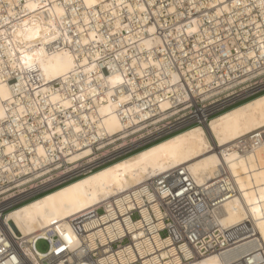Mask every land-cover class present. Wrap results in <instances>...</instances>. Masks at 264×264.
Returning a JSON list of instances; mask_svg holds the SVG:
<instances>
[{
	"label": "built area",
	"instance_id": "built-area-1",
	"mask_svg": "<svg viewBox=\"0 0 264 264\" xmlns=\"http://www.w3.org/2000/svg\"><path fill=\"white\" fill-rule=\"evenodd\" d=\"M129 2L146 5L145 25H158L148 34L159 43L145 51L128 48L123 56L110 52L116 66L107 73L125 79L111 94L120 101V131L111 133L100 113L104 83H70L56 100L23 98L25 111L0 132V219L15 206L264 92V0ZM134 16L127 21L136 24L140 16ZM4 138L16 146L10 153ZM231 194L223 185L218 191L202 188L178 168L68 217L74 250L53 231L51 242L37 235L35 246L44 240L51 247L41 264H193L231 245L230 233L211 213ZM17 235L1 226L0 264H34L22 256L23 235Z\"/></svg>",
	"mask_w": 264,
	"mask_h": 264
},
{
	"label": "bare ground",
	"instance_id": "bare-ground-1",
	"mask_svg": "<svg viewBox=\"0 0 264 264\" xmlns=\"http://www.w3.org/2000/svg\"><path fill=\"white\" fill-rule=\"evenodd\" d=\"M127 2L0 0V132L25 111L23 98L61 99L70 83L92 81L108 85L100 113L111 133L120 131V101L111 94L125 79L107 73L116 66L110 52L123 56L128 48L145 51L159 43L149 36L158 25H145L146 5ZM134 15L140 16L136 24L126 19ZM152 15L161 11L152 9ZM2 143L5 153L16 147L6 138ZM38 152H44L40 143ZM178 168L187 169L202 188L218 191L223 185L232 193L211 211L230 233L231 245L193 264H264V93L15 206L0 219V230L20 232L22 256L41 264L51 247L40 252L37 235L51 242V231L58 233L74 250L68 217Z\"/></svg>",
	"mask_w": 264,
	"mask_h": 264
},
{
	"label": "rangeland",
	"instance_id": "rangeland-1",
	"mask_svg": "<svg viewBox=\"0 0 264 264\" xmlns=\"http://www.w3.org/2000/svg\"><path fill=\"white\" fill-rule=\"evenodd\" d=\"M48 248V244L46 241L44 240H40L38 243H37V249L40 251V252H45Z\"/></svg>",
	"mask_w": 264,
	"mask_h": 264
},
{
	"label": "trees",
	"instance_id": "trees-1",
	"mask_svg": "<svg viewBox=\"0 0 264 264\" xmlns=\"http://www.w3.org/2000/svg\"><path fill=\"white\" fill-rule=\"evenodd\" d=\"M264 93V92H263ZM259 95V94H258ZM255 97V96H254ZM253 98V97H252ZM251 99V98H250ZM249 100V99H248ZM247 101V100H246ZM245 102V101H244ZM240 104V103H239ZM238 105V104H237ZM230 109V108H229ZM164 139V138H163ZM149 146V145H148ZM147 147V146H146Z\"/></svg>",
	"mask_w": 264,
	"mask_h": 264
}]
</instances>
